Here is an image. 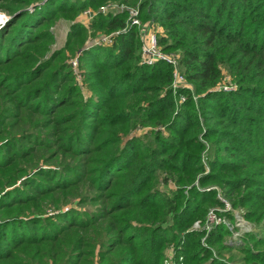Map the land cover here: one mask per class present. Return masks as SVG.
Returning <instances> with one entry per match:
<instances>
[{"label": "trees", "instance_id": "16d2710c", "mask_svg": "<svg viewBox=\"0 0 264 264\" xmlns=\"http://www.w3.org/2000/svg\"><path fill=\"white\" fill-rule=\"evenodd\" d=\"M108 2L162 28L186 87L173 90L170 64L140 63L126 12L98 13L91 30L120 33L88 46L77 17ZM0 11V264H164L169 246L179 264H227L212 254L225 225L206 246L191 226L223 207L219 190L264 224V0H0ZM61 20L71 39L52 51ZM226 74L236 88L222 92ZM262 235L256 251L235 246L242 261L264 264Z\"/></svg>", "mask_w": 264, "mask_h": 264}, {"label": "rangeland", "instance_id": "374dc122", "mask_svg": "<svg viewBox=\"0 0 264 264\" xmlns=\"http://www.w3.org/2000/svg\"><path fill=\"white\" fill-rule=\"evenodd\" d=\"M122 12H126L127 13V20H126V25L128 26L131 23V21L136 20L138 22V25H132L135 26L137 28V32H138V38L140 40V59L141 58V49L142 46L147 42L150 41L152 38V35H154L153 37H156V41H157V45L159 47V49L161 50V53L165 56H174V61L175 64L177 65L178 70L180 71L179 68V61L178 58H180V55L178 53H167L163 50L162 46H160L158 44V36L160 35V32L162 30L161 27H159L157 24H155L154 22H142L139 18V13H138V9L134 8V7H127L121 4H118L116 2H108L103 6H100L99 9H87L84 12H81L78 17L76 22H82L85 25H89L88 28L90 29V24L93 22L94 18L98 15V13L106 16V15H112L113 17L120 15ZM136 13V16L132 18V14ZM0 14H4L0 11ZM6 15V14H4ZM7 16V15H6ZM131 20V21H130ZM92 21V22H91ZM7 23L4 22L1 26H0V30L1 28ZM50 32L53 33L54 35V41L52 43V45H50V48L52 51H58L61 49H65V47L67 46V42L70 38V22H67L66 20H61L59 21L57 24H55L54 26L50 27ZM119 31H114L111 32L109 34H105L103 31L98 30V29H90L87 33V40L86 43L91 44V42H95L98 40L101 41H105L109 38H111V44L107 43V45H103V43H101L99 46L102 47H109L113 44L114 38L117 37V35L119 34ZM68 55H72L70 53V51L68 50ZM51 53H47L46 57L49 56ZM69 62H74L77 58H71L69 57ZM140 63L142 64V61L140 60ZM154 66V65H153ZM172 66V65H170ZM73 67V66H72ZM173 67V66H172ZM73 70L75 72V74L78 76V78L81 80L80 77V66H78L77 68L73 67ZM224 81H226V84H231L232 89L234 90L236 88L235 83L233 82V79L230 77L229 74H226ZM223 81V82H224ZM80 83V81H79ZM186 87V85H185ZM84 89V94L86 97H88V91H87V87L85 86ZM145 130L147 131H151V128H146ZM263 134V133H262ZM165 135L167 136V132H165ZM261 138L264 139V134L262 135V137H258L257 140L258 144L261 142ZM203 164L207 163V157L205 156V154H203ZM165 174L162 175V177H164ZM211 184L206 185V188L210 187ZM212 186V185H211ZM172 188V187H171ZM170 187H167L165 185L160 186V189L163 190H167L169 191L171 189ZM209 189H216V187H210ZM222 190H219V193L217 195L218 200L223 204V207H215V208H210L208 211V214L210 212H215L217 213V215H215V219L213 220H218L219 218L222 219V221L226 222L227 224H229L230 227H233L234 230L233 232L230 231L231 228L226 227L227 230H229V234H226L223 236V238L221 239L222 241H220V244L217 246L218 249H222L220 251V253H217L216 251H213V257L217 258L218 260H222L224 262H226L227 264H252L251 261H242V259L244 260V258L246 257V255H243L240 253L239 250H236L234 248L239 247V245L245 246V247H250L253 251H256L259 249V247H254V241L252 240V238L254 239L255 237H257V239L259 238V236H263L262 235V230L264 229V224L261 222L259 224H257L256 221L254 220H247L244 217V210L243 208L240 207H233L232 202L225 196L224 193L221 192ZM226 204L229 205V207H226ZM86 209V207H84ZM208 214L206 217V222L204 224L203 227L200 226L199 223H194L191 227L192 231H198V230H204L205 234L201 239V243L203 246H206V239L208 237L209 234H207L208 232L210 233L211 231H208V229L206 230L207 226L209 225L208 223ZM230 215V216H229ZM232 216V217H231ZM214 218V217H213ZM232 219V220H230ZM214 221V222H215ZM238 221H241V225L238 224ZM212 229H214L216 226L215 225H211ZM247 234H249L250 236H248ZM254 236L252 237L251 235ZM248 236V237H247ZM260 239V238H259ZM237 246V247H235ZM224 247H228L226 249H224ZM173 250L172 246H169L168 249L166 250L167 253L169 252V250ZM210 262V260H207L206 262H204L203 264H208Z\"/></svg>", "mask_w": 264, "mask_h": 264}, {"label": "built area", "instance_id": "2783aa9c", "mask_svg": "<svg viewBox=\"0 0 264 264\" xmlns=\"http://www.w3.org/2000/svg\"><path fill=\"white\" fill-rule=\"evenodd\" d=\"M136 16V13L134 12L132 14V18ZM0 26L8 21V17L4 14H0ZM131 21V20H130ZM131 25H138V22L136 20L131 21ZM154 35H152V38L150 41H147L141 49V61L143 65L146 66H153L158 62H166L170 65L173 66L174 72H173V82H172V88L173 90H177L179 88H182L185 86V79L183 76H181V74L178 71L177 65L175 64L174 61V56H165L161 53V50L159 49L158 45H157V41H156V37H153ZM101 43H103V45H107V43L111 44V38L105 40V41H95V42H91V45H100ZM72 66L74 68H77L79 66V60L78 58L74 61L71 62ZM219 90H221L222 92H229L232 91V86L231 84H226V81H224L222 83V85L219 87ZM180 101L184 102L185 98L183 96H180ZM226 207H229L228 204H226ZM215 215H217V213L215 212H210L208 214V223L209 225L207 226L206 230L208 229V231L213 230L211 225H215V226H219L221 224L225 225L226 227H230L229 224H227L226 222L222 221L221 218H219L218 220H213L215 219ZM214 217V218H213ZM215 221V222H214ZM238 224L241 225V221H238ZM231 230L233 232L234 228L230 227ZM209 234V232L207 233ZM182 258L179 259V261H181ZM164 264H179L175 261V252L173 250H169V252L166 254V258L164 260Z\"/></svg>", "mask_w": 264, "mask_h": 264}, {"label": "bare ground", "instance_id": "6f19581e", "mask_svg": "<svg viewBox=\"0 0 264 264\" xmlns=\"http://www.w3.org/2000/svg\"><path fill=\"white\" fill-rule=\"evenodd\" d=\"M1 21V20H0Z\"/></svg>", "mask_w": 264, "mask_h": 264}]
</instances>
